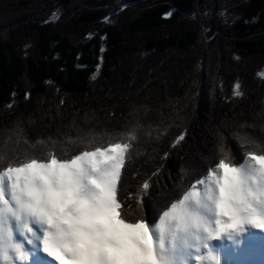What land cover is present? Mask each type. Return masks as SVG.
<instances>
[{
    "label": "trees",
    "instance_id": "16d2710c",
    "mask_svg": "<svg viewBox=\"0 0 264 264\" xmlns=\"http://www.w3.org/2000/svg\"><path fill=\"white\" fill-rule=\"evenodd\" d=\"M261 72L264 0H0V144L17 122L10 150L35 154L48 137L138 123L125 196L149 179L140 199L153 224L219 163L221 145L264 138ZM228 155L230 166L245 158Z\"/></svg>",
    "mask_w": 264,
    "mask_h": 264
},
{
    "label": "snow or ice",
    "instance_id": "6c2138e0",
    "mask_svg": "<svg viewBox=\"0 0 264 264\" xmlns=\"http://www.w3.org/2000/svg\"><path fill=\"white\" fill-rule=\"evenodd\" d=\"M8 132L0 144V264H214L208 239L245 222L264 229V138L238 137L245 162L237 166L224 162L230 157L221 145L219 163L195 181L202 190L185 191L153 224L140 199L150 180L125 196L138 123L117 135L81 134L60 145L48 137L37 141L42 154L10 150L22 130L17 122ZM129 198L136 215L128 211Z\"/></svg>",
    "mask_w": 264,
    "mask_h": 264
},
{
    "label": "rangeland",
    "instance_id": "374dc122",
    "mask_svg": "<svg viewBox=\"0 0 264 264\" xmlns=\"http://www.w3.org/2000/svg\"><path fill=\"white\" fill-rule=\"evenodd\" d=\"M54 19H55V16L53 17V20ZM138 114L140 116V113H138ZM138 114L136 113V115H138ZM261 119H263V118H261ZM126 130H127V128L125 126L121 125L118 127L113 126V127L108 128V129H105V132L111 133L112 135H117L119 133L125 132ZM260 130H261V127H260L259 131L255 128H252L253 132H255V133H256V131L258 132L257 135L260 134V132H261ZM98 132L99 131H97V133ZM105 134H103V135H105ZM103 135L100 134L99 136H103ZM259 136H262V135H259ZM262 137H264V136H262ZM259 140L260 139H257V141H259ZM205 150H208V148H205ZM224 150L227 153H232V154L237 153L238 158L241 157L242 155H245V145H242V146L240 145L238 147V149H233V148L230 149V148L224 147ZM220 153H221L220 150L216 149V151L213 152V156H218V155H220ZM244 162H245V158H244L243 163ZM185 165L186 166L188 165V159L186 160ZM135 168H136V166H134V169ZM139 168L137 166L136 169H139ZM219 171L227 172L228 175H231V173L228 172L227 169L219 170ZM173 181H175L174 178H173ZM195 185L193 187H191L189 190H192V191L199 190V192H200L203 188V185H197V186H195ZM150 197L154 199L153 194ZM155 198H156V194H155ZM231 231L233 233L239 231L242 234V235H240L238 233L241 238L243 237V238L247 239L248 241L250 240V243H251L250 247L246 248V249H241V248L239 249L235 244L232 245L231 241H229V239H231V238L227 236L228 232L220 234V235L224 236L223 240L220 242H218L217 239L211 237L210 239H208L206 241V249H211L209 251V253L213 254L214 264H217L216 262H219L218 264H262V262H264V229L257 228L254 224L245 222V223H242L241 225H239V227L237 229L229 230V233H231ZM233 236L238 239V243H239V241H240L239 239H241V238H239V236H237L236 234H233ZM245 246H247V245L245 244ZM193 259H195V256L193 257Z\"/></svg>",
    "mask_w": 264,
    "mask_h": 264
},
{
    "label": "bare ground",
    "instance_id": "6f19581e",
    "mask_svg": "<svg viewBox=\"0 0 264 264\" xmlns=\"http://www.w3.org/2000/svg\"><path fill=\"white\" fill-rule=\"evenodd\" d=\"M194 191H196V192H199V190H194ZM239 227V226H238ZM242 235L239 231H237V232H232L231 231V233H227V236L228 237H230L231 239H229V241H231V244L232 245H236L239 249L241 248V249H246V248H249L250 247V245H251V243L249 242V241H246V239L244 238V239H242V240H240L239 241V243H238V239L237 238H235L234 236H233V234H236L237 236H239V238H241L240 237V235ZM223 237L224 236H222V235H218V236H214V237H212V238H215V239H217L218 240V242H220V241H222L223 240ZM243 238V237H242ZM237 241V242H236ZM252 241V240H251ZM263 242V241H262ZM223 243V242H222ZM241 244V245H240ZM245 244L247 245V246H245ZM212 246V245H211ZM229 246V245H228ZM234 248V247H233ZM208 252L211 250V249H206ZM244 251V250H243ZM224 254V253H223ZM33 255H35V253H33ZM43 255V254H42ZM212 256H213V254H211Z\"/></svg>",
    "mask_w": 264,
    "mask_h": 264
}]
</instances>
